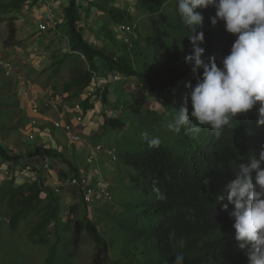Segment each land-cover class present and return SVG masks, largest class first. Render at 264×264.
<instances>
[{"label":"trees","instance_id":"obj_1","mask_svg":"<svg viewBox=\"0 0 264 264\" xmlns=\"http://www.w3.org/2000/svg\"><path fill=\"white\" fill-rule=\"evenodd\" d=\"M89 1L90 7L82 14L78 0H67L61 7L63 19L55 32L61 25L64 27L69 48L55 55L33 80L28 77L26 80L39 89H48L49 96L60 97L64 102L73 104L80 100L86 112L95 103L90 97L81 96L93 83L94 74H101L99 63L108 74H118L125 82L134 78L141 86L134 100L123 98L117 108L120 114L106 118L90 136L94 145L101 144L113 126L119 127L115 144L109 143L106 148H116V159L112 161H117L125 174L111 184L110 202L88 205L79 196L69 207L66 218L62 217L66 210L60 195L53 186L45 184L44 177L23 181L4 177L0 181V213L8 230L15 232L24 225L28 245L46 248L42 264H77L73 241L81 231L95 251H103L106 264H173L177 254L185 257L183 264H247L245 249L233 238L234 218L230 213L234 205L228 204L223 209L221 205L228 202H217V195L235 178L236 165L247 163L250 155L259 159L264 150V125L257 126L256 109L237 114L220 138L207 126H201L198 133L169 131L167 123L186 103L188 89L184 81L189 80L192 85L196 82L190 65L184 62L192 46L186 36L188 29L177 12L176 0H133L132 8L119 7L115 0ZM26 2L0 3V10H17ZM93 8L100 12L96 34L119 51L108 52L104 46L93 45L91 37H85L81 19L88 17ZM194 11L203 16L202 26L197 29L204 34V41L199 44L205 50L202 59L207 63L214 56L220 66V59L229 53L236 37L224 30L222 21L215 26L211 24L210 18L215 15L211 6ZM155 16L160 22L152 23L154 34L149 39L152 33L142 32L140 18ZM122 23L135 24L136 37L130 38V44L118 38L115 31ZM2 70L0 67V126L17 129L20 122L12 124L16 112L10 115L6 109L15 106L19 99L13 81ZM111 83L94 92L105 110ZM151 95L160 101L159 109L143 105ZM8 98L14 103H8ZM188 107L191 111L190 104ZM123 108L127 110L125 115L121 114ZM9 115L12 119L7 120ZM143 132L158 136L159 147L149 148L142 138ZM46 156L66 163L72 173L79 174L77 165L57 149L39 145L27 154L28 159L37 157L39 161ZM21 160L0 142V161L20 170L35 169ZM58 173L62 175L64 171ZM156 188L163 200L157 199ZM90 210L92 217L88 214Z\"/></svg>","mask_w":264,"mask_h":264},{"label":"rangeland","instance_id":"obj_2","mask_svg":"<svg viewBox=\"0 0 264 264\" xmlns=\"http://www.w3.org/2000/svg\"><path fill=\"white\" fill-rule=\"evenodd\" d=\"M8 1L10 0H0V3ZM66 2L67 0H60L61 4H66ZM89 2V0H78L81 6V14L85 8L90 7ZM115 4L119 7L132 8L133 0H115ZM58 11L61 15L60 18L63 19L61 9L59 8ZM99 15L100 12L94 8L88 17L83 15L84 17H82L80 24L83 26L82 31L85 37L87 39L90 37L91 39H96L97 45L99 47L104 46L108 52L119 51L106 39L96 34L99 25ZM43 18L42 9L37 5H33L30 1L17 10H4L3 8L0 10V61L9 60L14 65V68L11 73L7 74L1 65L0 67L4 70L2 71L5 73V76L13 81V89L19 99L18 103L14 104L17 107L10 106L6 109V112H9L10 115L14 111L16 112L17 115L12 124L16 125V123L20 122L17 129H11L7 125L0 126L1 145L10 154L19 155L22 159H27L30 162L31 160L28 159L27 154L36 146L44 145L57 149L66 159L77 165L79 173L89 174L92 177L94 175H96L95 177L101 176L113 185L118 177L122 178L124 176V170L121 171L117 161H112L104 151L96 152V154L91 153L90 147L95 145L92 143L93 141H91L90 136L106 118L120 114L117 108L121 107L123 98L133 101V97L140 91L141 86L134 78H128L126 82L123 78V80L111 83L108 86V100L105 104L108 112H101L93 118L86 117L83 124H74L71 119L75 113L73 110H70L72 102H64L60 97L55 96L56 108L46 109L40 103L44 99L50 98L49 90L39 89L33 84L36 90L33 93L34 91L31 90V86H25L24 80L27 77L33 80L41 69L50 64L55 55H60L67 51L69 45L62 25L54 33L38 30V24ZM140 20L142 21L140 27L142 32H151L152 34H150L149 39H153L154 25L152 23H159L160 18L158 16L148 17L147 19L146 17H141ZM60 23H62V20ZM99 65L101 74L109 75V71H107L105 66L101 63ZM189 83L191 84L192 82L189 80L184 81L185 85ZM24 91L28 93L27 96L24 95ZM7 102L10 104L14 103L9 98ZM174 102H177V99ZM32 103L38 104L41 112V116L37 119L36 124L31 123L30 105ZM129 104L127 103V107H129ZM143 105L159 109L160 101L155 95H151L150 97H146ZM123 110L124 112H121V114L125 115L127 110L124 108ZM60 112H63L67 119L74 124V129L83 134L85 144L83 142L71 143L61 129L54 128L52 121L57 119V115ZM10 115L9 118H6L7 120L12 119ZM118 128L113 126L112 132L103 137L100 142L103 147H106L109 143L115 144L117 133L120 131ZM37 159L39 161V158ZM50 162L57 174H59L60 170L64 171L66 168V163L58 162L54 158H50ZM3 167L11 169V172L20 170L18 166L12 168V165L9 163L0 161V181L4 179V175L2 174ZM21 172L28 175L26 180L31 179V175H29L32 173L31 170H23ZM39 174L44 177L45 171L40 169ZM59 195L62 199L64 210H66L62 217L66 218L69 207L79 200V194L74 192L71 187H62ZM92 213L91 210L88 212L90 217H92ZM72 216L73 214L70 215L71 219ZM3 218L5 219L3 213H0V219L2 220V222L0 221V264H42L46 248L28 245L25 238L27 228L23 225L17 231L11 232L8 230ZM73 246L75 250V262L77 264H106L107 260L103 251L94 250L89 238L85 237L84 231L75 235Z\"/></svg>","mask_w":264,"mask_h":264},{"label":"clouds","instance_id":"obj_3","mask_svg":"<svg viewBox=\"0 0 264 264\" xmlns=\"http://www.w3.org/2000/svg\"><path fill=\"white\" fill-rule=\"evenodd\" d=\"M209 6L215 9L211 24L222 21L224 30L236 37L229 53L220 59V66L214 56L205 63V50L199 46L204 41L203 32H197L203 16L194 10ZM176 7L192 46L184 62L190 65L196 82L186 85L185 106L176 111L167 129L177 134L182 130L198 133L201 126H207L220 138L237 114L254 108L257 126L264 125V0H176ZM141 135L149 148L161 144L158 136L148 132ZM247 161L236 165L235 178L218 193L217 202L226 200L228 203L221 205L225 210L228 204L234 205L230 213L234 218L233 238L245 249L247 264H264V150L259 159L250 155ZM154 191L157 199H164L158 188ZM184 259L183 254H177L173 264H183Z\"/></svg>","mask_w":264,"mask_h":264},{"label":"built area","instance_id":"obj_4","mask_svg":"<svg viewBox=\"0 0 264 264\" xmlns=\"http://www.w3.org/2000/svg\"><path fill=\"white\" fill-rule=\"evenodd\" d=\"M28 1L31 2L32 0ZM33 5L39 6L43 11L44 18L41 22H39L38 30L51 31L52 33H54L57 30V25L61 21L60 14L57 10L59 0H36L35 4ZM134 28L135 24L130 25L122 23L115 27V31L118 34V38L130 44V38L136 37V31L134 30ZM92 43L93 45H96V39H93ZM0 65L7 74L11 73L14 68V65L9 60L0 61ZM120 79V75L118 74L104 75L95 73L93 83L85 89L81 96L82 99L90 97L91 100L94 101L95 107L91 110L83 112L80 103L81 101H75L71 105V109L69 108L75 113L74 117L71 119L74 124H83L86 117L93 118L94 116H96V114H100L101 112L107 113L108 111L104 109L102 102L99 99L96 100L94 94L95 89L102 88L104 85L114 81H119ZM24 95L27 96L28 93L24 91ZM40 104L43 105L46 109H53L56 108V99L55 97L50 96L49 99H44V101H42ZM30 106V113L32 116L31 123L36 124L37 119H39V117L41 116L40 109L38 108L39 105L32 103ZM62 113L63 112L58 113L57 119L52 121L54 128L61 129L64 132L66 138L71 143L83 142L85 144L86 142L82 134L74 129V124L67 119L64 113ZM90 150L93 154H96V152L98 153L99 151H104L112 160L116 159L115 147L104 148L101 144H97L90 147ZM50 158L51 157L48 156L42 158L39 162V168L45 171L50 170L52 166ZM11 171L12 170H10L9 168L3 167L2 174L4 175V177H13L17 181L26 180V178L28 177V175H25L23 172H21L23 170H15L13 172ZM95 176L96 175L92 177L89 174L84 173L75 174L72 173L68 167H66L64 169V174H56L53 178V183L49 185L53 186L54 191L57 194H60L62 187H71L76 189L81 200L88 205L110 202L113 198L111 183L101 176ZM45 184H48V179H46Z\"/></svg>","mask_w":264,"mask_h":264},{"label":"crops","instance_id":"obj_5","mask_svg":"<svg viewBox=\"0 0 264 264\" xmlns=\"http://www.w3.org/2000/svg\"><path fill=\"white\" fill-rule=\"evenodd\" d=\"M65 5V3H63V4H61L60 3V0H59V5H58V7H57V9L59 10V8L61 9V7L62 6H64ZM23 82V81H22ZM24 83H25V86L27 87V86H31L30 88H31V90L32 91H34L33 93H35V89H34V87H33V84H31V82H29L28 80H24ZM30 107V106H29ZM29 160H31V162L30 161H27V159H22L21 160V162L23 163V164H25V165H27L28 167H34L35 169L34 170H31V169H27L26 168V170H28V171H32V173L31 174H29V175H31L30 176V178L31 179H29V180H35V179H37L39 176H40V174H39V170H40V168H39V162L40 161H38V159H37V157H33V158H30ZM42 171H45V170H42ZM34 172H35V174H34ZM57 173L55 172V170L52 168V166H51V169L50 170H48V171H45V176H44V182L46 181V179H48V184H51V183H53V178H54V176L56 175Z\"/></svg>","mask_w":264,"mask_h":264}]
</instances>
